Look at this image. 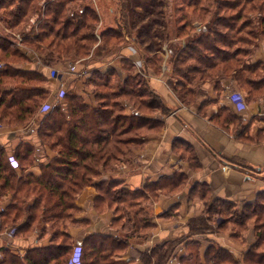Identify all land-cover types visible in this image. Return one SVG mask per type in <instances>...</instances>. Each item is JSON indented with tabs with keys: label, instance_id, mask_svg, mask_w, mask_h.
<instances>
[{
	"label": "trees",
	"instance_id": "obj_1",
	"mask_svg": "<svg viewBox=\"0 0 264 264\" xmlns=\"http://www.w3.org/2000/svg\"><path fill=\"white\" fill-rule=\"evenodd\" d=\"M199 1L182 0L180 6L193 8V12L215 11L194 32L189 12L175 19L171 30L164 12L153 10L144 16H133L124 6L115 25L98 27L101 16L92 6V0H77L75 4L71 3L76 0H0V17L21 33L24 44L37 52L43 62L34 68L14 66L31 62L33 58L0 35V63H4L0 68V123L3 127L27 126L38 115L36 131L40 144L57 152L54 158L47 156V161L41 163L42 171L37 176L25 171L26 166L37 161L30 142L23 141L12 153L0 150V195L7 190L11 194V199L0 209L2 229L14 228L21 235L40 232L42 238L50 236L49 243L30 246L23 252L3 249L0 264H72L76 247L81 249L80 264L134 263L112 256L129 247L130 237H145L151 229L147 192L131 191L120 180L95 179L104 171L113 172L133 147L144 145L145 136L163 128V121L153 114L167 115L171 109L152 87L148 76L163 73V43L175 39L169 44L170 71L163 73V77L184 103L200 100V109L205 111L214 100L206 97L203 83L215 82L221 90L222 79L235 81L247 94L248 101L264 98V60L248 61L251 46L258 48L264 39V0H207L205 4ZM152 6L164 7V4L156 2ZM222 9L233 12L221 18L217 11ZM218 26H223L225 32ZM237 43L243 45L235 46ZM126 48L139 53L141 72L134 71L136 63L123 53ZM117 53L122 54V76L119 67L109 65L106 69L94 67L88 78L96 86V105L68 91L62 101L47 102L50 93L43 87L48 81L45 65L79 59H87L85 64L102 65ZM128 104L133 108L132 114L126 112ZM213 120L223 127L234 124L235 134L241 139L259 141L249 135L250 125L245 117L230 107L222 106ZM180 154L191 164H197L194 152L187 145ZM17 170H21L20 174ZM185 182L186 176L176 173L170 179L149 185L147 191L156 198L161 190L169 193L181 190ZM90 185H95L99 193L95 202L99 211L116 209L119 217L114 227L118 234H94L84 243L75 244L69 227L87 222L76 217L81 212L77 197ZM120 186L123 193H112ZM205 194L207 201L210 193ZM218 206L225 208L221 212L237 213L238 219L230 217L229 222L244 230L252 222L255 241L249 244L244 239L243 252L239 255L216 241L204 247L197 240L188 241L191 247L181 256V264H264V189L234 213L232 208H237L238 203L214 198L206 211L189 219L190 235L215 233L225 227L226 221L215 227L208 216L220 213ZM62 226L64 231L60 229ZM186 238L156 244L144 251L143 264H168Z\"/></svg>",
	"mask_w": 264,
	"mask_h": 264
},
{
	"label": "crops",
	"instance_id": "obj_2",
	"mask_svg": "<svg viewBox=\"0 0 264 264\" xmlns=\"http://www.w3.org/2000/svg\"><path fill=\"white\" fill-rule=\"evenodd\" d=\"M166 54L162 65L163 73H165L168 58V53ZM131 58L139 67L141 57L138 53L133 52ZM258 59L264 60V39L258 47L256 60ZM35 64L37 65L36 62ZM94 65L96 64H85L86 67L83 70L90 72ZM14 66L32 68L34 63L21 62ZM106 67L107 65H102L101 69H106ZM163 73L148 75L152 87L171 109L167 115H158L164 123L163 128L159 132H151L145 136V143L142 147H133L126 160L117 165L116 175L103 178V180L107 178L120 180L131 191L144 190L149 197L147 212L151 218V229L145 237H130L129 247L115 252L112 256L116 260H132L133 264H143L142 253L151 250L156 244L187 235V221L203 213L206 202L205 193H210L211 199L220 198L244 204L258 191L264 189V141L249 142L241 139L231 132L230 125L223 127L213 120V116L222 106L230 107L239 115H243L246 122L248 118L250 120L256 119V116L264 117V98L255 101L246 100V109L238 110L236 103L239 100L236 94L242 89L235 81L222 79L221 90L217 89L215 82L207 81L203 83L206 97L214 101L205 111H202L200 100L196 104L183 103L167 84ZM58 81L70 86L74 78L65 74ZM52 82L48 81L50 84ZM245 96L247 97L246 93ZM90 97L83 94L88 104L96 105L95 96H92V99ZM126 111L128 114L133 113L129 105ZM38 118L37 115L27 126L3 127L0 123V150L4 149L7 153H12L23 141L30 142L36 151L37 161L32 166L25 167V171L37 176L41 174V163L47 161V156L50 159L57 155V152L50 148L45 149L40 144L36 131ZM257 123L260 129L264 128L263 118H258ZM252 127L249 132L252 131ZM185 145L194 152L198 160L197 164H191L180 154L183 147L185 149ZM17 171L19 173L21 170ZM176 173L186 176V182L181 190L175 193L161 190L156 198L148 193L149 185L164 178L170 179ZM1 193L3 194L0 195L2 202L0 209L11 199L9 190ZM98 195L96 186L90 185L77 197L82 213L81 218L87 222L71 227L70 233L75 244L82 241L84 243L94 234H118L114 227L115 220L119 217L116 209L109 207L104 212L99 211L95 207ZM10 231V229H2L0 221V255L5 248L17 253L25 251L30 246L50 242V237L42 238L40 232H34L31 235H21L15 232L11 235ZM230 237V235L221 234L215 239L238 255L243 247L241 249V245L233 242ZM177 248L181 250H176L173 257L175 255L177 257H171L173 260L170 259L168 264H181L179 259L188 252L184 253L188 247L183 242Z\"/></svg>",
	"mask_w": 264,
	"mask_h": 264
},
{
	"label": "rangeland",
	"instance_id": "obj_3",
	"mask_svg": "<svg viewBox=\"0 0 264 264\" xmlns=\"http://www.w3.org/2000/svg\"><path fill=\"white\" fill-rule=\"evenodd\" d=\"M181 1L182 0H92V6L97 9L98 13L101 16V21H100L98 27H103V26H106V25H115L116 24V19L118 17H120V10L124 6H126L128 8L130 14L133 15V16L137 15V14H139L141 16H144L145 14L146 15L150 14L153 10H156L158 12L159 11L164 12L165 16H166V22H167L166 24L168 25L169 29H171L172 27L174 28V25H175L174 20L175 19H178L179 17H181V15H185L184 13L189 12L188 16L190 17V19H192L193 26L195 27V31L194 32H198L200 30V27L205 23V21L207 19H210L215 14V11L213 9L210 12L203 11V12L200 13L199 10H195L193 12V8L180 7L181 6ZM185 1L187 2L188 0H185ZM195 1H199V0H195ZM156 2L157 3L158 2H162L164 4V7H153L152 5L154 3H156ZM199 2L201 4H205V3H207V0H200ZM75 3H77V0H76V2L71 3V4H75ZM184 10H185V12H183ZM232 12H233V10L222 9V11H217V14L221 18H224L225 16L231 14ZM0 16H1V14H0ZM0 21H1L0 22V32L3 34V36L5 38L13 41L16 44L15 37H14L15 35L13 33H18L19 34L20 32L18 30H16V29L10 28L4 22L3 18H1V17H0ZM218 27H219L220 31L225 32V29H224L223 26H218ZM173 28L171 30H173ZM194 32L192 31L191 35ZM96 33L99 34L100 38H98V37L97 38L100 41V39H101L100 32L97 31ZM23 39H24V37H23ZM174 41H175V39H171L168 42L162 44V51H163V62H162V65L164 63V56H165L166 52L168 53V58H167L165 72H167L169 70L168 61L170 59V54H171L170 48H169V44L174 42ZM177 42L178 41H176L175 43H177ZM183 42H186V41L184 40ZM238 45H243V44H241V43L235 44V46H238ZM17 46L20 47L21 45L20 46L17 45ZM251 47H252V50H251L249 59L245 58V57H244V59H248V61H250L251 63H256L257 62L256 59L258 58V48L255 45L251 46ZM21 48L24 51H26L27 54L30 55L33 58V61H31V62L34 63V66L32 68L37 67L35 62L36 63H40V64L43 63L42 60H41V57L38 55V53L33 51L28 45L24 44V41H23V44H22ZM123 53L129 55L130 57L133 55V51L130 50L129 48H126ZM138 55H139V53H138ZM159 55H161V54H159ZM85 60H87V59H84V60L83 59H79V60H76V61L67 60V61H64V62H61V63H57L55 65H45L44 66L48 70V81H51V82L53 81L51 84L48 83V81L43 83V87L47 88L49 93H50L49 96H48V101H47L48 103H50L51 101H54L56 99H60L62 101V99L64 97V96H61L62 90H64L65 93L68 91L72 95H80L82 97H83V94L89 95V96H91L90 98L92 99L93 98L92 96L95 95L94 92H95L96 86L95 85L93 86L92 83H89L88 82V78H89V76L92 73V69H95L96 67L98 68L100 66V68H101L102 65L103 66L114 65V66L119 67L118 71H119L120 76L123 75V70H122V65H121L122 64V62H121L122 61V54L121 53H117V54L111 56L110 59H108V61L105 64H102V65H99V64H96V63H90V65L91 64H96V65L93 66L95 68H92L90 70V72L86 71V70H83L84 67H86L85 66V62H86ZM27 63L28 62H25L24 64H27ZM71 64L75 65L76 73H73V74L70 75V73L68 72V67ZM87 64H88V62L86 63V65ZM52 68H56V69H59L61 71V75L59 76L58 79H52L50 77ZM134 71L135 72L136 71L137 72H141V67L140 66L137 67V64H136V69ZM65 74L68 75V76H71L72 78H74V82L70 86L63 85L64 83L62 84V81H58V80H60L62 78V76L64 77ZM170 75H171V72L169 73V76ZM239 92L241 94L245 95V91L243 89H242V91L239 90ZM245 98H246V96H245ZM95 101H96V99H95ZM122 102L125 104V103H127V100L124 99ZM130 104L133 105L132 103H130ZM185 104H187V103H185ZM194 104H196V102ZM131 105H129V107H132ZM245 109H246V107L243 110H245ZM126 110H127V108H126ZM159 114H162V113L153 114V117L158 118ZM256 117H255L256 119H250L249 120V118H248V121L247 122L245 121L246 123H249L251 125V127L253 126L252 127V131L249 132V135L251 137H253L254 139H256V140L264 141V128L260 129V126H258V123H257V119L258 118H263L264 119V117L263 116H260V117L256 116ZM234 127H235L234 124L230 125V130H231V132L233 134H235V130H234L235 128ZM186 160L188 161L189 159H186ZM26 167H30V166H26ZM117 169H118V167H116L113 172H110L109 170L104 171L103 174L101 176L97 177L95 180L96 181H100V180H103L104 177H108V178L113 177L114 175H116L115 171ZM123 186L125 187V185H123ZM122 189H123L122 186L117 187L115 190H112V193H123ZM203 189H205V188H203ZM81 193H83V191ZM212 201H213V199H211L210 196L207 197V201L205 202L203 212L208 209V206L212 203ZM1 203L2 202L0 201V204ZM243 205L244 204L238 203V207L237 208L233 207L231 212L234 213V211H236V209L242 210L243 209ZM223 209H225V208H222V207L218 206V211H220V213L218 212L216 214H212V213L208 214V216L211 217L212 223H214L215 227H217L218 223L221 222V221H226L227 222L225 224V227L222 230H217L218 228H216L217 231L215 233H209V234H203V235H190L189 228L187 226V223H188V221H187L186 228H187L188 232H187V235H183V236L185 238L187 236L188 239L186 238L183 241V243L187 244V243H189V242H191L193 240H195V241L197 240L200 243V247H204L206 244H208L209 241H216V242L220 243L215 238H218V235H221V234L222 235H227V236L230 235L231 236L230 238H232L231 240L233 242L239 243L241 245V249H242V247H244V244L242 243L244 239H247V242L249 244L253 243L255 241V233H254V227L252 225V222H250L251 226H248L249 229L247 228L248 230L247 229L244 230V227L239 226L236 223L229 222V220L231 218L232 219H238L237 218V216H238L237 213H234V215H230L228 213L221 212ZM81 214H82L81 212L77 213L76 217L81 218ZM71 227L72 226L69 227V232L71 231ZM73 227H75V226H73ZM60 229H61V231L65 230V228L63 226ZM49 231H51L50 228H49ZM233 235H235L236 237L233 238L232 237ZM47 236H49V235H47ZM189 245L187 244V247ZM190 247L191 246H189L187 248V250L184 251V253L186 251H188V249H190ZM180 248L179 249L177 248V249L181 250ZM242 252H243V250L241 251V253ZM241 253H239V254H241ZM176 257H177V255H175L173 258H176ZM173 258L171 259V261L173 260ZM179 261H180V259H179ZM175 263H176V261H175Z\"/></svg>",
	"mask_w": 264,
	"mask_h": 264
},
{
	"label": "built area",
	"instance_id": "obj_4",
	"mask_svg": "<svg viewBox=\"0 0 264 264\" xmlns=\"http://www.w3.org/2000/svg\"><path fill=\"white\" fill-rule=\"evenodd\" d=\"M13 34L15 35L14 37H15L16 44L19 45V46L20 45L22 46V44H23V36L21 35V33H19V34L18 33H13ZM1 35H3V34L1 33ZM96 36L98 38H100L99 34H97V33H96ZM3 65H4V63H0V68L3 67ZM68 72L70 74L76 73L75 65L71 64L68 67ZM60 75H61V71L59 69H56V68H52L51 69L50 77L52 79H58ZM64 95H65V91L62 90L61 96H64ZM236 96H237V99L239 100V102L236 103V108L238 110H243L246 107V105H247L245 95L241 94L240 92H237ZM10 233H11V235L14 234L15 233V229L14 228L11 229ZM80 255H81V249H80V247H76L74 255L72 257V264H80V261H79L80 260Z\"/></svg>",
	"mask_w": 264,
	"mask_h": 264
}]
</instances>
